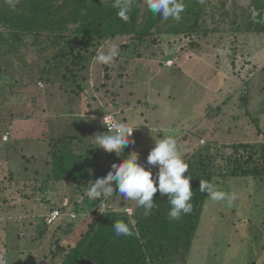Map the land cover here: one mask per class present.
Wrapping results in <instances>:
<instances>
[{"label": "rangeland", "instance_id": "374dc122", "mask_svg": "<svg viewBox=\"0 0 264 264\" xmlns=\"http://www.w3.org/2000/svg\"><path fill=\"white\" fill-rule=\"evenodd\" d=\"M204 1L218 8L224 3L228 16L212 17L206 8L207 15L203 14L199 23L200 37L192 40L168 33L149 42L118 36L96 42L87 51H81L77 43L78 49L73 52L67 42H73L70 33L28 35L14 41L7 30L0 28V249H12L9 261L0 252V264H46L44 254L53 250L57 241H67L63 232H80L97 207L90 198L84 203L86 195L79 196L70 182L49 183L47 190L38 189L47 143L28 140V144L19 143L22 147L13 145L12 130L32 127L37 119H43L40 122L45 123L50 136H63L67 130L71 133L78 124L86 126L82 134L88 137L100 131L107 116L137 126L143 134L136 132L135 141L142 149L150 146L148 140L144 141V133L152 129L153 134L147 133L150 139L159 133L173 136L185 154L184 160L197 153L195 162L206 155L203 146H208L207 142L215 143L211 147L219 145L223 156L230 152L226 144L264 142V34L247 33L246 29L241 32L232 25L234 20L243 28L251 20L264 22V0H259L262 9L254 8V0ZM244 14L249 15L248 20ZM146 41L148 47L138 43ZM113 44L119 55L111 64L98 62L97 57ZM126 44L129 47L123 49ZM167 68L173 77L161 78L159 74ZM11 118L23 121L6 125ZM252 120L255 122L248 127ZM92 138L89 140L94 141ZM12 145L19 150H12ZM32 153L37 160L27 159ZM101 153L104 157L96 170L101 174L123 157V153L111 155L104 149ZM218 162H224L220 155L214 164ZM244 183L260 189L255 179ZM259 196L262 199L256 208L248 204L239 208L242 215L249 211L251 217L240 222L242 233L234 236L230 232L232 224L215 225L214 220L206 218L193 238L190 257L183 256L180 248V254L172 259L176 264H217L218 258L227 259L234 248L240 250L234 264H264V185ZM97 202L102 208L114 207L119 198L113 194ZM239 202L234 200L232 204ZM58 208L62 217L42 227L41 219L52 209V215L60 214ZM134 212L132 207L131 214ZM217 226L222 230L218 232ZM37 232L42 234L39 239ZM213 233L219 236L213 235L211 240ZM229 239L233 240L230 248L225 244ZM215 247L221 248L217 258H213Z\"/></svg>", "mask_w": 264, "mask_h": 264}, {"label": "trees", "instance_id": "16d2710c", "mask_svg": "<svg viewBox=\"0 0 264 264\" xmlns=\"http://www.w3.org/2000/svg\"><path fill=\"white\" fill-rule=\"evenodd\" d=\"M114 3L115 0H12L11 3L9 0H0V28L7 30L14 41H19L22 37L28 35L53 33L65 36L70 33L73 36L71 37L73 42L70 40L67 42L71 51L74 52L77 43L81 44V51H87L96 42L104 39H114L118 36L130 35V40L143 41L148 39L149 42L152 37L157 39L159 34L168 33L192 40L195 36L200 37L199 23L202 15H207L206 8L210 9L213 14L212 17L217 16L223 19L228 16L223 10L224 3L218 8L207 4L204 0H183L185 10L181 13V19L179 21L172 18L164 20L160 15H154L143 3V0H132L131 10L128 12L129 19L125 21L118 15L119 10L114 7ZM252 5L255 6V9L263 8V3L259 0H254ZM244 16L247 20L249 19L248 14H244ZM247 24L248 26L246 25L243 28L240 25L238 26L236 20H234L232 25L241 32L246 29L247 33L264 34L263 21L254 22V20H251ZM203 32L208 34L206 30ZM138 43L148 47L147 41ZM128 47L127 44L122 46L123 49ZM165 75L173 77L172 70L167 68L159 74L161 78ZM157 80L159 81V79ZM242 100L244 102L245 98ZM113 117L115 116L113 115ZM37 120L38 123L32 127L28 125L20 128V130H12L11 133L14 139L13 142H15L13 145L28 144V140H30L29 143L32 141H45L47 143L46 147L48 148L42 157L44 175L41 176L42 185L38 189L47 190L49 183L57 185L70 182L78 189L79 196L86 195L85 203L89 199L87 196V191L91 185L89 183L108 173L96 172L100 166V160L104 156L101 153L102 148L96 147L95 140L90 141L89 139L97 133L88 134V137H86L82 134L85 133L86 126L74 124L71 133H68L67 130L65 135L53 137L50 136L52 133L44 125L45 123L40 122L43 119ZM21 121L18 120L17 124ZM251 122L255 121H250L248 127H250ZM11 124L14 126L12 118L8 120L6 125L10 126ZM76 125L79 128L75 127ZM256 126H258V122ZM41 129H44V131L40 135ZM107 131V127L102 123L98 133ZM136 132H138V135L139 133L143 134L137 128L134 129L131 137L134 143L123 149L121 162L130 153L135 152L138 154V163L144 164L143 166L146 169L151 168L155 176L158 168L147 166V156L151 150V144L155 143L156 137L162 138L163 134L160 136L159 133V136L156 135V137L150 139L151 136H148V134L151 135V130L146 131L144 141L148 140L150 146L147 145L142 149L135 141ZM71 134L73 138L70 137ZM182 139L185 140V136ZM143 142L140 144H143ZM207 144L208 146H203L207 151L203 158H199L195 162L194 156L197 153H194L185 160L189 168L184 175L189 174L192 176L190 186L193 196L190 201L192 204L190 213L182 215L179 220H170L168 216L171 209L169 197L167 194L161 196L157 191L153 197L156 207L152 209L149 215L145 216L142 207H137L135 201L124 200L123 197L118 195V190L114 188L113 194L119 198V202L113 203L114 207L102 208L98 206L100 203L97 202L101 198L93 200V204L95 202L94 206H97H95V210L91 211L94 217L86 222L80 232L71 229L64 231L63 233L68 237L67 241H57L55 248L44 254V260L47 259L46 264H176L172 257L175 258L180 254V248L183 249V256L190 257L194 243L193 238L197 235L198 227L200 230L202 220L206 218L214 220L215 225L223 222L232 224L230 232L234 236L242 233L244 229L240 222L244 219H251V217L248 214L249 211L246 215H242L239 208L246 204L256 208L255 205L258 206L257 202L262 199L259 196L260 192L255 191L251 186H247V183L245 185L244 181L247 182L252 178L264 185V142L237 141L226 144V147L230 149L226 156L222 155L219 145L215 148L211 147L215 143L207 142ZM19 146L21 145L19 144ZM11 149L19 150L18 146H13ZM211 149L213 151L210 153ZM112 153L110 154L112 155ZM218 155L224 162L214 164ZM184 156L185 154H183ZM27 159L37 160L38 157L35 153H32ZM202 180L213 183L218 190L227 193L235 192L237 194L235 201L239 200L240 205L233 203L229 206L227 201L211 200L208 193L201 192L199 189ZM17 184H19V181H17ZM251 189L258 194L255 196ZM253 197H255L254 200L247 202L248 199ZM129 207L135 208L133 214L125 210ZM117 208L120 210L117 211ZM52 210H49L45 218L41 219L42 227L51 224V222H48V216H50ZM59 211L58 218L56 217L53 221L62 217V210L59 209ZM73 217L72 219H75L77 214ZM118 221L128 224L131 235L117 236L115 234L113 225ZM216 228L218 232L222 230V227L218 228L217 226ZM37 234V239H39L42 234L40 232H37ZM213 235L219 236L218 233H213L211 240ZM232 241L229 239L225 244L230 248ZM215 249L213 258L221 256L217 252L218 250L221 252V248L215 247ZM2 251L3 248L0 249V252ZM239 251L233 248L228 257L229 259L218 258L220 261L217 264H227L228 261L230 264H234V259H237ZM11 255L12 249L4 250L2 254V256H5V261L6 258L9 261Z\"/></svg>", "mask_w": 264, "mask_h": 264}, {"label": "clouds", "instance_id": "9594fccd", "mask_svg": "<svg viewBox=\"0 0 264 264\" xmlns=\"http://www.w3.org/2000/svg\"><path fill=\"white\" fill-rule=\"evenodd\" d=\"M9 2L11 3L12 0ZM131 3L132 0H115L114 7L119 10L118 15L125 21L129 19L128 12L131 10ZM143 3L154 15H160L164 20L172 18L179 21L181 13L185 10L183 0H143ZM118 55V47L113 44L106 53L100 54L97 60L108 65ZM102 123L108 131L93 135L96 147L120 155L125 147L134 143L131 137L137 126L107 116L103 118ZM151 131L153 134L152 129ZM147 164L158 166L155 176L151 168L146 169L138 163L137 153H130L122 162L114 163L106 175L95 179L87 191V196L93 200L101 197L107 198L113 195L115 187L120 197L124 200L135 201L136 206L142 207L144 215L147 216L156 207L153 197L159 191L161 196L167 194L169 197L171 209L168 216L170 220H179L182 215L190 213L192 210L190 201L193 196L190 186L192 176L184 175L188 172L189 166L183 158L177 140L171 135H163L162 138L155 139V145L147 156ZM199 189L201 192L208 193L211 200L227 201L229 206L237 198L235 192L227 193L218 190L213 183L203 180L200 182ZM127 209H130V212ZM125 210L131 213V208ZM113 227L117 236L131 235L128 224L124 222H115Z\"/></svg>", "mask_w": 264, "mask_h": 264}, {"label": "built area", "instance_id": "2783aa9c", "mask_svg": "<svg viewBox=\"0 0 264 264\" xmlns=\"http://www.w3.org/2000/svg\"><path fill=\"white\" fill-rule=\"evenodd\" d=\"M53 211V210H52ZM52 211H51V213H50V216H48V222L50 223V222H52L54 219H56L55 217H58L59 215L58 214H56V215H52L53 213H52ZM127 211L128 212H130V209H127ZM53 217V218H52Z\"/></svg>", "mask_w": 264, "mask_h": 264}, {"label": "crops", "instance_id": "0c3cea01", "mask_svg": "<svg viewBox=\"0 0 264 264\" xmlns=\"http://www.w3.org/2000/svg\"><path fill=\"white\" fill-rule=\"evenodd\" d=\"M13 123H15V124H17V121H13ZM245 184V183H244ZM246 185V184H245ZM259 185H260V189H254L255 191H259L260 192V190L262 189V185L259 183ZM247 186H251V185H248L247 184ZM253 186V185H252ZM257 195V194H256ZM255 195V196H256ZM202 223V222H201Z\"/></svg>", "mask_w": 264, "mask_h": 264}]
</instances>
